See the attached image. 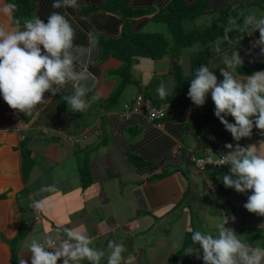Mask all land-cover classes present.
<instances>
[{"label":"crops","instance_id":"0c3cea01","mask_svg":"<svg viewBox=\"0 0 264 264\" xmlns=\"http://www.w3.org/2000/svg\"><path fill=\"white\" fill-rule=\"evenodd\" d=\"M31 1L28 0V5ZM252 1L258 10H262L258 23L264 19V0ZM9 2L0 0V7ZM102 2L76 0L75 6H68L60 0L57 8L53 6L55 0H51V4L48 0H36L34 15L47 24L46 19L59 12L78 27L79 21L85 19L81 10L86 6L98 7ZM249 5L250 0H228L224 9ZM97 12L92 11L90 18ZM14 20V13L0 14V26L25 30V22L16 25ZM252 32L250 28V34ZM88 34L81 43L75 35L73 48L68 50L74 77H66L62 84L53 82L44 93V102L33 108L31 120H26L24 112L7 105L0 93V264H14L13 255L20 264L25 260L31 264L30 245L33 242L45 251H51L45 246L46 237L56 242L52 252L62 251L66 243L75 247L78 242L68 236V231L85 236L90 248L103 253L99 264H108V258L117 246L125 249L120 254V264H211L203 259L200 243L188 240V233L196 232L193 229L194 214L201 216V212H211L213 217H220V222L226 220L224 228L241 240L242 251L249 256L257 248L264 247V216L244 207L252 190L240 192L223 181L226 175L238 179L232 172V164L221 170L202 172L192 161L193 156L208 153L219 158L229 146L227 142L233 140L240 148L241 156L249 149L254 150L255 155H264V130L262 136L251 138L249 135L237 140L215 114L214 119L201 120L198 124L190 120L192 113L197 112L192 106L188 107V116L163 121L161 126L135 114L123 117L117 109L118 101L115 105H107L117 82L106 80L108 73L117 72L121 61L113 57L105 59L101 51L95 55L94 34ZM231 40H224L223 47L215 46L217 56L225 58L223 70L229 73L239 66L232 55L240 56L237 43H231ZM254 40H259L264 51L258 28ZM79 45L87 51L78 50ZM143 61L149 59H141L135 66ZM160 61L163 63L165 59ZM171 69L170 66L163 79L155 76L142 86L145 90L148 85L158 83L150 91L154 104L155 99L161 98L157 92L161 84L166 86L169 94L174 89ZM143 71L150 75L147 67ZM167 71L168 67L162 74ZM155 74L160 72L155 71ZM186 74H190V64ZM221 76L220 81L224 79ZM247 77L239 74L234 79L243 84ZM79 89H83L80 99L86 107L89 97L94 95V99H101L93 110L94 116L99 115L94 126L78 117L82 112L77 114L69 103ZM225 119L235 123L234 117L226 116ZM212 130L226 134L225 138H213L208 134ZM104 134L108 135V143L102 137ZM97 136L102 138L105 149L91 159L90 152L95 144L101 146ZM22 142L31 151L34 161L28 181L22 177ZM87 159L93 181L85 188L80 169ZM140 159L144 160L141 161L143 165L138 166ZM218 172L221 175L219 188L215 176ZM206 191L211 192L213 198L207 197ZM206 202H214L217 208L208 209ZM38 203L45 207L37 208ZM182 221L186 224L180 228L178 225ZM212 238H219V235ZM233 255L238 264H243L239 252ZM65 259L68 264H95L87 257L77 260L61 257L57 264H63Z\"/></svg>","mask_w":264,"mask_h":264},{"label":"clouds","instance_id":"9594fccd","mask_svg":"<svg viewBox=\"0 0 264 264\" xmlns=\"http://www.w3.org/2000/svg\"><path fill=\"white\" fill-rule=\"evenodd\" d=\"M63 2L68 6L76 5V0H63ZM53 6L60 7V0H55ZM16 8L17 5L14 2L4 3L0 7V14L6 16L12 15ZM24 28L25 30L16 31L0 26V93H2L7 105L12 109L30 115V110L44 102V93L50 89L53 82L62 84L66 77H74V73L70 70L73 61L68 50L73 48L75 30L72 27L71 21L59 12L51 14L48 17L47 24L39 17L29 19L25 22ZM256 28L260 32V43L264 44V19L259 20L252 27L253 32H256ZM249 35L250 33L240 43L236 40L237 46L252 64L264 65V51L261 49L259 40L254 41L260 51L261 57L259 60L250 58L242 50L241 44L247 40ZM77 48L80 51H87L83 45H79ZM141 59L149 58H139L138 61ZM182 59L183 55L179 58L183 65ZM233 59L235 64L241 63L238 54ZM160 60L152 61L159 62ZM222 75L224 79L218 82L217 76L210 72L207 66L201 67L191 80L188 92L189 97L195 105L202 106L205 103L206 96L210 93L215 104V115L237 140L249 135L251 138L262 136V130H264V68L247 77L246 83L243 84L234 79L233 75L227 71L222 70ZM155 85L157 87L158 83L154 84V87L148 85L145 90L141 89L134 103L142 96L154 109L167 108L165 104L156 106L143 93L150 92L148 91L149 89L153 91ZM157 92L161 98L169 95V91H166V86L163 84L160 85ZM82 95L83 89H79L76 95L70 99L69 103L73 110L82 111L86 107L84 101L80 99ZM124 112L121 114L123 117H126L124 116ZM226 116L234 117L235 123H229L225 119ZM253 117L255 119H252ZM164 118L162 119L163 121ZM162 120L156 122L147 121L161 126ZM254 125L257 129L252 131ZM254 131L260 134L254 136L251 134ZM232 152H235V155L229 157L230 162L228 164L220 169H210L221 170L232 164V172L238 176V179L233 180L230 176L226 175L223 177L225 185L235 187L240 192L252 190V194L249 196L248 202L244 207L249 212L264 216V155H255L254 150L249 149L245 155L241 156L240 148L236 145L227 153H223L219 158ZM207 156L212 155L208 153ZM212 157L214 158V156ZM219 158L214 159L218 160ZM36 207L43 209L45 205L38 203ZM233 219L235 218L233 217ZM226 222L224 220L218 224L220 229L219 238L213 239L211 235H202L200 232L193 234V241H198L203 248V259L211 262V264H238L233 254L239 252L243 264H262V261H264V247L257 248L253 255L249 256L246 251H242L243 245L241 240L234 233H230L224 228V223ZM68 236L78 243L75 247L66 243L62 251L52 252L56 248V242L51 237H46V242H44L46 248H48L46 244L47 238L55 242L54 249L48 248L51 250L50 252L45 251L40 244L33 242L30 245V251L33 254L31 264H57L61 257H70L72 260L87 257L89 260L94 261L95 264H99L103 253L90 248L88 246L89 240L85 236L73 231H68ZM124 250L123 246H117L108 258V264H120V254ZM24 264H28V261L25 260ZM63 264H68V260L65 259Z\"/></svg>","mask_w":264,"mask_h":264},{"label":"trees","instance_id":"16d2710c","mask_svg":"<svg viewBox=\"0 0 264 264\" xmlns=\"http://www.w3.org/2000/svg\"><path fill=\"white\" fill-rule=\"evenodd\" d=\"M9 1L17 5L14 12L16 25L24 24L30 19V16L34 15L36 0H32L29 5L28 0ZM48 1L51 4V0ZM100 1L103 2L98 7L97 5L84 7L82 15L85 19L79 21L78 27L73 25L72 27L75 30V35L80 39V43L83 37L89 35L88 33L92 32L94 34L93 49L95 55H98L101 51L105 59L115 57L121 61L118 73L122 74L124 81H122L120 88L134 83L139 85V81L132 78L133 66L139 58L160 60L172 54L174 65L171 72L175 80L174 89L167 97L154 100L156 106L162 104L167 106L168 113L164 121L178 120L184 115L188 116L189 106L197 110L190 116V120H194L197 124L201 120L214 119L215 104L211 94L206 96L204 105L197 106L189 97L188 92L191 80L195 77L197 70L204 66H207L210 72L217 76L218 82H220L221 71L224 69L223 65L226 62L225 58L217 56V49L215 48L209 50L205 47L199 51H194L191 54L190 75L183 73L179 58L183 55L185 49L192 47L196 42H201L207 46L222 39L246 34V25L251 28L255 26L257 20L260 19L259 12L258 14L255 13L253 17L244 23V20L239 18L233 11V7L224 9L228 0H97V2ZM102 7L106 10L105 12H97L94 17L90 18L92 11H100L99 8ZM222 8L223 10H221ZM205 15L213 18L217 15L218 18L211 25L200 26L191 29V31L188 30L189 24L194 23ZM150 16L151 18H149ZM150 21L165 24L172 34L173 43L162 34L142 32L145 25ZM249 21L253 22L252 26ZM239 53L241 63L235 70L230 72L233 77L239 74L250 76L264 68L263 64H252L240 50ZM232 56L234 57V55ZM116 91L110 95L107 105H115L117 103L120 92L119 90ZM148 91L151 90L149 89ZM147 97L153 100L150 92H148ZM255 129L257 127L253 126L252 131ZM208 134L217 140L224 139L226 135L217 131L213 132V130L208 132ZM102 137H104L105 143H108V135L104 134ZM233 141L227 142L231 147L226 146L224 154L236 146V142ZM233 143L235 144L234 146ZM207 145H210L209 141H207ZM30 152L29 148H26V144L22 142V177L24 181H28L34 166ZM204 156L207 155H201V157ZM141 161L144 160L140 159L138 166L143 165ZM80 173L83 186L85 188L89 187L92 184L93 177L88 159L81 167ZM188 236L190 241L193 232L188 233ZM12 259L14 264H20L16 255H13Z\"/></svg>","mask_w":264,"mask_h":264},{"label":"rangeland","instance_id":"374dc122","mask_svg":"<svg viewBox=\"0 0 264 264\" xmlns=\"http://www.w3.org/2000/svg\"><path fill=\"white\" fill-rule=\"evenodd\" d=\"M252 3H253V1L250 0L249 6H246V7L238 6V7L232 8L233 11L237 14V16L239 18H241L242 20H244V23L247 22L251 17H253L254 13H257V11L262 12L261 9L258 10L257 6L253 5ZM256 3H258V1ZM99 9H100V11H98V12H105L106 11V10H104L103 7L99 8ZM83 10L84 9L81 10V13L83 12ZM88 13H90V12H88ZM35 17H37V16L32 15V16H30V19H34ZM216 18H218L217 15L215 18L205 15V16L197 19L194 23L189 24L188 30L191 31V29H194V28H197L200 26L211 25L212 23H214V20ZM235 19H234V21H235ZM254 22H256V21H254ZM245 29H246L245 31H247V32H245L246 34H239V35L233 37L231 40L232 41L231 43L236 42V40H238V42L240 43V41L244 37H246V35L248 33H250V27H248L246 25ZM142 32L162 34L171 43H173L172 34H171L170 30L168 29V27L163 23H157L155 21H152L150 24H148L147 26L144 27ZM223 42H224V40H221V41H217V42L210 44V45H207V46L201 42H196V44L193 45L192 47L185 49V51L183 53V59H182V63H183L182 70H183L184 74L188 75L186 73L188 71L189 64H191V54L194 51H199L201 49H204L205 47L208 48L209 50H213L215 48V46L217 48L220 46L223 47V45H222ZM113 58H115V57H113ZM164 59H165V62H163V63H159V62L155 63L149 59V61H143L142 64H139V65L133 67L132 78L135 80H138L139 85L134 83V84L124 85L123 88H120V85H121L122 81H124V79L122 78L123 77L122 74L118 73V70L113 75H110L109 73L106 75L107 81L111 80V82H115V83L117 82V85L115 84L113 87V92H115L116 90L117 91L119 90V92H120V96L118 99V106H117V109L119 110L118 112H120V113L124 112L126 106L132 105L134 103L137 95L140 93L142 86L145 84L146 80L153 78L155 76H159L158 78L161 80L164 78V75H168L170 66L173 67V65H174V59L172 57V54H169L166 58L164 57L163 60ZM242 60L244 61L243 57H242ZM151 62H153V63H151ZM160 62H162V61H160ZM159 64H161V65L159 66ZM145 67L148 68L150 75L149 74L146 75V73L143 71V69ZM167 67H168V71L162 74V70L163 69L166 70ZM155 71L160 72V74L156 75ZM170 80L173 82V84L175 83V80L173 78H170ZM101 86H103V83H101ZM88 99H89L88 100L89 104L87 105L86 109L84 111H78L77 114H79L80 112H82V114L77 115V116L85 118L86 121H90L92 126H94L99 120V115L94 116L93 110L95 109L96 106L97 107L99 106L101 99L98 97H95V99H94V95L92 97H89ZM96 138H97V143L100 142V144H101L102 138H99L98 136ZM104 147L105 146L103 144H101V146H99V144H95L93 151L90 152V158L93 159L96 155H99L100 153H102L103 149H105ZM211 174H213V173H211ZM216 174H218V175H215L218 177V179H216V184H217L216 187L219 188V186H221V181H220L221 175L219 174V172ZM211 180H213V177L211 178ZM206 195H207V197L213 198L211 192L206 191ZM189 198L190 197H188V199ZM206 205H207L208 209L209 208L214 209V207H216L214 202L213 203L206 202ZM213 216L214 215L211 212H201V216H197L194 214L193 229H195L196 232H200L202 235H211L212 237L218 236L219 235L218 224L221 223L220 222L221 219H220V217H213ZM184 224H186V221H182L178 226L180 228H182V227H184Z\"/></svg>","mask_w":264,"mask_h":264},{"label":"built area","instance_id":"2783aa9c","mask_svg":"<svg viewBox=\"0 0 264 264\" xmlns=\"http://www.w3.org/2000/svg\"><path fill=\"white\" fill-rule=\"evenodd\" d=\"M254 36H255V32L251 33L248 36L247 40H245L241 44V48L245 52V54L248 55L250 58L259 60V58L261 57L260 51L257 44L254 42L255 41ZM131 114H139L145 117L150 122H156L158 120H162L166 116L167 108L161 107L159 109H154L151 107L150 103L146 102L144 98L140 96L132 106L126 107L124 116H129ZM251 134L255 136V135H259L260 133L254 131ZM232 155H235V152L223 155L218 160H215L212 156H206V157L194 156L192 157V161L197 169H199L202 172H206L210 168L220 169L224 167L226 164L230 162L229 157H231ZM221 161H223V163H221ZM46 244L50 249L55 248V242L50 238H47Z\"/></svg>","mask_w":264,"mask_h":264},{"label":"water","instance_id":"95a60500","mask_svg":"<svg viewBox=\"0 0 264 264\" xmlns=\"http://www.w3.org/2000/svg\"><path fill=\"white\" fill-rule=\"evenodd\" d=\"M30 3V2H29ZM30 115L29 114H26L25 113V118H26V120H31L32 119V117H33V115H34V110L32 109V110H30Z\"/></svg>","mask_w":264,"mask_h":264}]
</instances>
